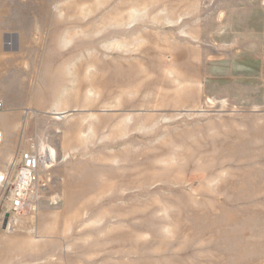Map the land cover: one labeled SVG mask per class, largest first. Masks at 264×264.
<instances>
[{"label": "rangeland", "instance_id": "1", "mask_svg": "<svg viewBox=\"0 0 264 264\" xmlns=\"http://www.w3.org/2000/svg\"><path fill=\"white\" fill-rule=\"evenodd\" d=\"M0 100V171L36 132L57 153L0 230L41 222L73 264H264V0H0Z\"/></svg>", "mask_w": 264, "mask_h": 264}, {"label": "built area", "instance_id": "2", "mask_svg": "<svg viewBox=\"0 0 264 264\" xmlns=\"http://www.w3.org/2000/svg\"><path fill=\"white\" fill-rule=\"evenodd\" d=\"M4 103L0 100V110ZM4 131L0 128V144ZM57 153L48 137L34 133L25 149L19 153L12 172L0 171V199L11 213L25 214L39 208V186L45 185V175L54 166Z\"/></svg>", "mask_w": 264, "mask_h": 264}, {"label": "crops", "instance_id": "3", "mask_svg": "<svg viewBox=\"0 0 264 264\" xmlns=\"http://www.w3.org/2000/svg\"><path fill=\"white\" fill-rule=\"evenodd\" d=\"M219 18L228 20V15L220 14ZM36 228L37 235L0 230V264L74 263V254L67 251L66 239L63 236H47L44 230L46 227L41 222Z\"/></svg>", "mask_w": 264, "mask_h": 264}]
</instances>
